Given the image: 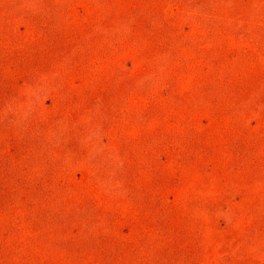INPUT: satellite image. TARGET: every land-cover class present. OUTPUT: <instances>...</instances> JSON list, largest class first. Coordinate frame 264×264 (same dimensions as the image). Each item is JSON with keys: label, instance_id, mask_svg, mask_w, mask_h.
<instances>
[{"label": "rangeland", "instance_id": "obj_1", "mask_svg": "<svg viewBox=\"0 0 264 264\" xmlns=\"http://www.w3.org/2000/svg\"><path fill=\"white\" fill-rule=\"evenodd\" d=\"M0 264H264V0H0Z\"/></svg>", "mask_w": 264, "mask_h": 264}]
</instances>
